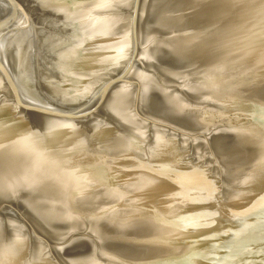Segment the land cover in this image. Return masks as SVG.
<instances>
[{
  "label": "water",
  "instance_id": "95a60500",
  "mask_svg": "<svg viewBox=\"0 0 264 264\" xmlns=\"http://www.w3.org/2000/svg\"><path fill=\"white\" fill-rule=\"evenodd\" d=\"M0 264H264V0H0Z\"/></svg>",
  "mask_w": 264,
  "mask_h": 264
}]
</instances>
